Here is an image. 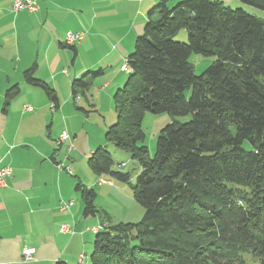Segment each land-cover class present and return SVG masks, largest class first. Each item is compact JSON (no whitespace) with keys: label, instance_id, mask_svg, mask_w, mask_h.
<instances>
[{"label":"trees","instance_id":"16d2710c","mask_svg":"<svg viewBox=\"0 0 264 264\" xmlns=\"http://www.w3.org/2000/svg\"><path fill=\"white\" fill-rule=\"evenodd\" d=\"M170 1L147 12L113 96L116 123L105 134L139 164L132 189L144 215L95 233L89 264H264V21L220 0ZM239 1L264 11V0ZM181 31L186 43L174 40ZM192 54L214 58L199 76ZM99 74L73 80V97ZM24 81L58 107L34 68ZM18 93L17 85L8 89L5 104ZM144 112L190 119L166 125L150 156L142 145ZM88 165L128 181L111 171L102 148ZM76 189L83 216H94V190Z\"/></svg>","mask_w":264,"mask_h":264},{"label":"crops","instance_id":"0c3cea01","mask_svg":"<svg viewBox=\"0 0 264 264\" xmlns=\"http://www.w3.org/2000/svg\"><path fill=\"white\" fill-rule=\"evenodd\" d=\"M35 1L37 11L28 13L14 12L12 0H0V167L12 170L7 187L0 188V264H85V254L79 260L77 237L91 231L81 228V207L74 200L62 209L69 196L64 194L68 181L64 184L56 168L61 149L56 141L65 107L74 99L73 80L111 54L105 52L88 67L78 68L74 61L80 50L96 49L102 42L116 46V56L126 51V61L143 32L147 12L158 0ZM68 32L83 34L75 52L64 44ZM30 68L54 91L58 99L54 111L44 91L24 81ZM15 85L19 93L6 105V91ZM66 224L72 226L73 235L59 233ZM24 248L32 251L29 263L22 262Z\"/></svg>","mask_w":264,"mask_h":264},{"label":"rangeland","instance_id":"374dc122","mask_svg":"<svg viewBox=\"0 0 264 264\" xmlns=\"http://www.w3.org/2000/svg\"><path fill=\"white\" fill-rule=\"evenodd\" d=\"M220 1L226 7L231 9H242L247 14L264 21V11L256 7L247 5L239 0ZM171 3L170 1V4ZM174 40L176 42L186 43V32H179L174 37ZM131 44L132 41L130 45ZM116 50V46H108L106 43L102 42L96 49H84L79 51L74 61L78 68L93 65L94 63L92 62L95 59L102 58L105 52L109 51L111 57L103 63L85 71V74L97 72H100V74L93 78L89 75L86 88H75L76 95L74 99L71 100L69 107H65L66 115H64L62 119V130L60 133V135L66 134L68 139L60 146L61 149L58 151L60 152V161L57 163H60L64 167H69L72 172L68 174L65 170H59L56 164L57 170L62 173L64 184L68 181L67 188H64V194L69 196L67 201L63 204H67L69 201L74 200L76 206L81 207L78 218L81 228L88 227V230L91 231L85 232L81 238L77 237L79 241L77 242V244H79V257L85 254L86 263L89 262V257L92 252L95 237L93 229L103 226H105V228L113 227L120 223L135 225L141 222L144 215V209L135 201L132 189L139 173V164L128 153L116 148L112 142L106 139L105 135L107 129L114 125L117 120L113 96L116 90L124 85L127 78V71L123 69L125 65L123 55L126 51L120 52L119 56H116ZM67 51L72 55L70 50L67 49ZM189 60L193 66L194 75L199 76L211 65L214 58L192 54ZM65 68L67 70L71 69L70 66ZM120 82L121 84L117 87ZM76 99H78V102H76ZM189 119V116L171 117L167 114L155 115L144 112L141 129L145 138L142 145L147 148L150 156L154 154L157 137L166 125L174 121L184 123ZM69 146H73L74 150L69 152ZM98 148L106 150L110 155L112 160L111 171L127 175L128 181L121 182L112 177L109 173L98 174L90 169L88 159L91 156V152L93 153ZM66 156H69L72 160H70V158L66 160ZM122 164L124 165L121 166ZM102 180H104V183H100ZM105 181H110L112 184L107 185ZM77 185L82 189L94 190L95 199L93 201V206L96 210L94 216H89L87 218L83 216L84 206L82 194L80 189H76ZM69 227L73 231L72 226L69 225ZM65 240H67V238H65ZM60 241L63 243V238H61Z\"/></svg>","mask_w":264,"mask_h":264},{"label":"built area","instance_id":"2783aa9c","mask_svg":"<svg viewBox=\"0 0 264 264\" xmlns=\"http://www.w3.org/2000/svg\"><path fill=\"white\" fill-rule=\"evenodd\" d=\"M12 10L14 12H28V13H33L37 11V5L35 0H12ZM83 38L82 33H72L68 32L65 35V41L64 44L68 47L75 46L81 42ZM126 62V61H125ZM124 71H127L126 69V64L123 66ZM78 100V99H76ZM25 111H30L31 108L28 106L23 107ZM55 107L51 103V110L54 111ZM68 136L66 134L60 135L58 140L56 141V145L60 147L63 142L67 141ZM74 150L73 146L68 147V151ZM66 160H68V157L66 156ZM122 164L121 166H123ZM57 168L59 170H65L66 173L71 174V170L67 166H62L60 163H57ZM12 177V170L11 168L4 166L0 167V188H5L7 187V181ZM73 205V201H69L67 204L62 205V209L65 210ZM103 228L98 227L93 229L94 233H97L101 231ZM59 233L63 235H73L74 232L71 230V228L68 225H62L59 229ZM21 259L23 263H29L32 261V251L30 249H22L21 251ZM84 259V256H80L79 260L82 262Z\"/></svg>","mask_w":264,"mask_h":264}]
</instances>
